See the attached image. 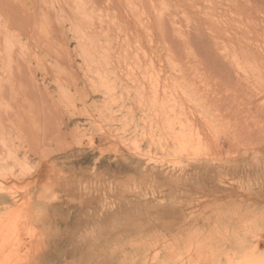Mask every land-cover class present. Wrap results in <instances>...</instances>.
<instances>
[{
	"label": "rangeland",
	"instance_id": "374dc122",
	"mask_svg": "<svg viewBox=\"0 0 264 264\" xmlns=\"http://www.w3.org/2000/svg\"><path fill=\"white\" fill-rule=\"evenodd\" d=\"M232 2L264 17L0 0V264H264V80L244 78L264 63L205 32Z\"/></svg>",
	"mask_w": 264,
	"mask_h": 264
},
{
	"label": "bare ground",
	"instance_id": "6f19581e",
	"mask_svg": "<svg viewBox=\"0 0 264 264\" xmlns=\"http://www.w3.org/2000/svg\"><path fill=\"white\" fill-rule=\"evenodd\" d=\"M236 1H239V0H236ZM232 5L235 6L234 3ZM236 5L238 8L235 6L237 8V9L235 8V10H238V11L233 10L234 8L231 7L232 9L230 10V12L233 10L234 12H231V13L232 14L234 13L237 16L233 18L229 12L230 18H228V16H227L226 21L223 22L226 25V27L223 25H220L222 28L219 29L217 31V33L212 28L205 30V32L207 33V35L209 37L210 42L212 43V47L214 48V51L216 52V54L219 57H221V59L226 60V62L230 63V64L231 63L233 64L235 62V61L232 62V59L230 57L231 54L234 56H238L237 58H239V56L241 57V55H245V57L247 59L253 58V57H254L253 59H257V57H258L261 60H263V63H264V35L255 34L254 33V26H252L253 25V19H260L259 22L263 23L264 17H260L258 15V13H256L257 12L256 9H253L254 7L251 8V6H247V5H245V6L240 5V7H239L238 4H236ZM209 9L212 10L215 8L211 7ZM224 18H226V17H224ZM223 20H225V19H223ZM228 21H231V23L234 22L237 24L231 25V23H227ZM190 25H192V24H190ZM189 28H190L189 30L188 29L185 30L184 36L186 37V40H184L185 38L184 39H178L179 40L178 44L183 45L184 46L183 48L193 47V43H195L196 38L195 37L192 38V35L195 34L196 36H199V31H202L201 28H199L197 26H193V27L189 26ZM170 44H172V42ZM167 48H166V50L169 51ZM169 49H170V47H169ZM255 65H256L255 67H251V69L245 73L244 78L245 79L246 78H248V79L261 78L262 80H264V65H259V63L255 64ZM238 78L242 79V78H240L239 75H238ZM226 92H228V90ZM244 93L245 94L243 97H245V95H247L246 92H244ZM242 94H239V95L234 94V96H235V98H239V96H241Z\"/></svg>",
	"mask_w": 264,
	"mask_h": 264
}]
</instances>
